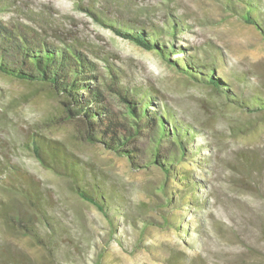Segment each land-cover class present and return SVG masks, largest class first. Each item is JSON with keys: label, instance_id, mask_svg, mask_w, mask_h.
<instances>
[{"label": "rangeland", "instance_id": "374dc122", "mask_svg": "<svg viewBox=\"0 0 264 264\" xmlns=\"http://www.w3.org/2000/svg\"><path fill=\"white\" fill-rule=\"evenodd\" d=\"M78 1L0 0L6 7L0 18L34 27L38 26L36 21L40 24L43 20L44 37L63 38L68 43L78 40L103 74H108L102 59L107 58L125 71L129 82L158 88L184 119L202 128L205 137L191 143L202 145L201 150L182 165L193 178L202 180V187L194 194L204 205L192 212L165 207L183 216L182 225L191 236L196 234L197 243L193 245L189 235L179 236L173 227L162 225V211L153 204L154 192L161 195L157 189L163 181L159 170L136 169L102 144L85 141L82 128L63 118L61 97L48 85L0 74V160L8 156L46 186L57 204L61 225L67 229L55 259L28 238L5 233L4 239L31 256L33 264H168L166 260L176 254H183L191 264H264V113L248 117L246 112L231 108L232 103L210 85L188 79L156 52L141 49L99 24L87 5L94 3L103 15L119 23L139 20L163 27L161 38L168 47H189L201 58L211 49L223 52L228 68L245 72L264 95L261 34L219 0H117L116 7L108 8L102 0ZM170 13L185 14L191 26L173 32ZM178 56L186 53L170 58ZM249 87L232 81L236 94L243 91L248 96ZM112 102L114 110H124L117 99ZM244 121L252 122L254 130L237 135L229 132L230 124ZM144 132L141 145L149 150L153 143ZM33 134L62 142L73 154L103 171L130 198L132 210L143 220L138 228L120 220V215L114 216L115 224L110 223L73 193L69 178L42 167L25 146ZM208 154L210 162H200L199 170L196 163ZM168 185L177 195L180 186L170 181ZM198 223L200 232L196 231ZM141 227L144 232L139 234Z\"/></svg>", "mask_w": 264, "mask_h": 264}, {"label": "trees", "instance_id": "16d2710c", "mask_svg": "<svg viewBox=\"0 0 264 264\" xmlns=\"http://www.w3.org/2000/svg\"><path fill=\"white\" fill-rule=\"evenodd\" d=\"M219 1L244 23L258 30L264 40L263 0ZM115 2L117 0H102L106 8L115 6ZM90 4H86L87 11L99 24L141 49L156 52L186 76L210 85L233 104H229L231 108L246 112L248 117L255 112L264 113L262 88L248 80L245 72L228 68L223 52L211 49L201 58L189 47H174L173 44L168 47L161 38L163 27L148 26L139 20L119 23L103 15L94 3ZM5 8L0 2V15ZM170 15L173 32L191 26L186 22L185 14L182 17ZM42 23L43 20L40 24L36 21L38 26L34 27L0 18V74L48 85L61 97L63 118L82 128L85 141L102 144L105 149L128 159L136 169L159 170L163 176L157 188L161 195L154 192L156 200L153 204L162 211V225L173 227L179 236L189 235L193 245L197 243L196 234L191 236L187 226L182 225L183 216H177L165 207L192 212L204 205L194 194L202 187V180L193 178L182 165L201 150L202 145L191 143L205 137L202 128L184 119L166 102L158 88L129 82L125 71L107 58H102L108 73L103 74L99 63L78 40L68 43L63 38L44 37L46 29ZM178 53H186V56L170 58ZM219 64L222 67L219 68ZM233 80L250 86L248 96L243 95V91L233 92ZM114 99L125 106L123 111L114 110ZM253 126L252 122L244 121L230 124L228 130L237 135L254 130ZM144 131L150 134L148 139L153 143L149 150H144L141 145ZM25 146L42 167L69 178L73 193L95 207L110 223L119 215L120 220L134 228H138L139 220L143 222L136 210H132L130 198L120 192L103 171L73 154L62 142L33 134ZM205 147L210 153V145L207 143ZM201 160L196 163L199 170H202L200 162L204 165L210 162V154ZM203 176L202 172L200 177ZM168 181L180 186L177 195ZM60 217L54 198L39 179L8 156L0 160V264H33L31 256L4 239L5 233L28 238L37 247L45 249L52 259L57 258L62 247L60 239L67 231L61 225ZM196 228L200 232L201 225L196 224ZM143 232L141 227L139 234ZM166 261L168 264H191L183 254L171 255Z\"/></svg>", "mask_w": 264, "mask_h": 264}, {"label": "water", "instance_id": "95a60500", "mask_svg": "<svg viewBox=\"0 0 264 264\" xmlns=\"http://www.w3.org/2000/svg\"><path fill=\"white\" fill-rule=\"evenodd\" d=\"M182 73V72H181ZM185 77H187L188 79H192V78H190V77H188V76H186L184 73H182ZM21 81V80H20ZM57 95V94H56Z\"/></svg>", "mask_w": 264, "mask_h": 264}]
</instances>
